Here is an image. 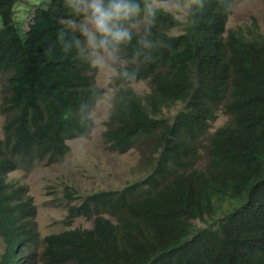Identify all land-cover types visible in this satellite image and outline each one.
Segmentation results:
<instances>
[{
    "label": "trees",
    "instance_id": "1",
    "mask_svg": "<svg viewBox=\"0 0 264 264\" xmlns=\"http://www.w3.org/2000/svg\"><path fill=\"white\" fill-rule=\"evenodd\" d=\"M20 1L0 0V235L7 244L0 264H264V35L227 30L237 0H191L184 20L153 7L155 0H125L138 10L110 25L129 33L119 43L74 29L83 0H40L22 32ZM141 20V31L131 30ZM177 27L183 31L169 33ZM94 50L125 62L106 140L120 153L149 144L154 167L121 190L90 192L68 207V224L85 217L92 228L42 237L28 188L7 178L36 160L61 161L68 140L91 134L104 96ZM141 80L152 85L146 97L130 87ZM177 103L184 107L172 120L162 116ZM221 107L231 121L210 134ZM205 146L208 163L199 168ZM76 191L65 189L70 202ZM226 201L232 206L216 226H194Z\"/></svg>",
    "mask_w": 264,
    "mask_h": 264
},
{
    "label": "rangeland",
    "instance_id": "2",
    "mask_svg": "<svg viewBox=\"0 0 264 264\" xmlns=\"http://www.w3.org/2000/svg\"><path fill=\"white\" fill-rule=\"evenodd\" d=\"M191 0H168L153 2V7L164 8L179 19L186 17ZM85 16L73 23L74 29L83 28L91 37L96 29L91 22L90 5L93 0H83ZM40 0H21L16 7V22L22 32L28 30L32 22L33 9ZM254 18L256 22L254 23ZM145 24L141 20L131 30L139 32ZM250 26L246 28V26ZM244 27L245 33L264 35V0H237L233 5V12L227 22V30ZM256 26V27H254ZM258 26V27H257ZM183 27H177L169 31L170 34H179ZM93 46V44H92ZM125 65L124 60L115 52L93 51V74L96 83L104 91L92 112L94 129L88 137H78L68 140L69 150L59 162L48 164L46 159L36 160L31 168L21 167L11 171L7 180L15 184L26 185L27 193L33 197L36 205V213L33 218L37 231L43 237L47 234L61 232L65 229L92 228L93 221L85 217L76 218L68 224L65 219L68 207L80 202L82 196L87 193L100 190H121L130 182L145 177L153 170L150 159L155 155L150 153L147 143L137 145L125 153L113 150L104 136L108 128L106 122L115 99V91L120 85L116 78L120 68ZM138 94L146 97L152 91L149 80H141L130 84ZM3 88L0 83V135H3V125L6 115L1 111L3 103ZM184 107L183 103H177L165 107L162 116L170 120ZM231 115L221 107L217 117L211 122L209 133H214L220 127L230 123ZM209 135L202 140L205 145ZM201 159L197 167L203 168L208 163L206 146L200 148ZM70 187L77 190V199L70 202L65 196V189ZM232 201H226L218 208L213 216H205L204 219H193L195 227L216 226L218 217L223 211L232 206ZM7 244L0 235V259Z\"/></svg>",
    "mask_w": 264,
    "mask_h": 264
},
{
    "label": "clouds",
    "instance_id": "3",
    "mask_svg": "<svg viewBox=\"0 0 264 264\" xmlns=\"http://www.w3.org/2000/svg\"><path fill=\"white\" fill-rule=\"evenodd\" d=\"M137 10L138 6L125 3V0H113L107 7L104 6L103 0H93L90 5L91 22L97 32L106 37L110 36L112 41L119 43L130 39V35L124 30H113L110 25L114 20L127 17ZM101 43L106 46L108 42L105 40Z\"/></svg>",
    "mask_w": 264,
    "mask_h": 264
}]
</instances>
